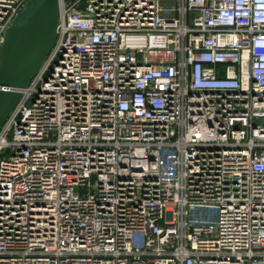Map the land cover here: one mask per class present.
Segmentation results:
<instances>
[{"label":"built area","instance_id":"2783aa9c","mask_svg":"<svg viewBox=\"0 0 264 264\" xmlns=\"http://www.w3.org/2000/svg\"><path fill=\"white\" fill-rule=\"evenodd\" d=\"M0 264H264V0L61 1L0 127Z\"/></svg>","mask_w":264,"mask_h":264},{"label":"water","instance_id":"95a60500","mask_svg":"<svg viewBox=\"0 0 264 264\" xmlns=\"http://www.w3.org/2000/svg\"><path fill=\"white\" fill-rule=\"evenodd\" d=\"M38 0L23 14L22 8L4 29L0 44V127L52 47L59 2Z\"/></svg>","mask_w":264,"mask_h":264},{"label":"rangeland","instance_id":"374dc122","mask_svg":"<svg viewBox=\"0 0 264 264\" xmlns=\"http://www.w3.org/2000/svg\"><path fill=\"white\" fill-rule=\"evenodd\" d=\"M36 1H38V0H27L25 3H24V5H23V7H25V9H24V11H23V14H25L27 11H29L30 10V8L33 6V3L34 2H36ZM22 7V8H23ZM22 10V9H21ZM20 13V12H19ZM19 13H18V15H19Z\"/></svg>","mask_w":264,"mask_h":264},{"label":"bare ground","instance_id":"6f19581e","mask_svg":"<svg viewBox=\"0 0 264 264\" xmlns=\"http://www.w3.org/2000/svg\"><path fill=\"white\" fill-rule=\"evenodd\" d=\"M60 2H61V1H60ZM60 2H59V3H60Z\"/></svg>","mask_w":264,"mask_h":264}]
</instances>
